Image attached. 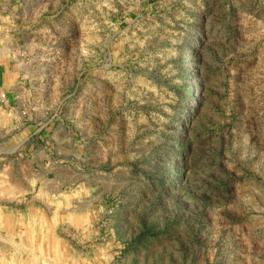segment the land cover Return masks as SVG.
Masks as SVG:
<instances>
[{
  "label": "rangeland",
  "instance_id": "1",
  "mask_svg": "<svg viewBox=\"0 0 264 264\" xmlns=\"http://www.w3.org/2000/svg\"><path fill=\"white\" fill-rule=\"evenodd\" d=\"M1 94L0 264H264V0H0Z\"/></svg>",
  "mask_w": 264,
  "mask_h": 264
},
{
  "label": "crops",
  "instance_id": "2",
  "mask_svg": "<svg viewBox=\"0 0 264 264\" xmlns=\"http://www.w3.org/2000/svg\"><path fill=\"white\" fill-rule=\"evenodd\" d=\"M28 39V38H26ZM27 44H29V46H31V48L37 49V50H42V48H44L42 45H40V43H36L35 41L32 42H28ZM26 44V45H27ZM44 58L41 57H35L34 59H32V62H36V64H38L40 62V60H43ZM33 65V64H31ZM36 69H38V66H35ZM35 69V70H36ZM41 69V68H40ZM5 76V77H4ZM57 75L54 74H49V75H44L43 72L41 71H37L36 73H32V72H27L26 74L20 75L17 74L16 77H12L13 80H15L16 82H22L23 85H19V86H14V88L11 87V89L16 92L17 90L20 91V95L21 98H28L31 96V92L29 91V89H26L27 86H30L31 83H35V93L34 95L37 97L39 96V98H41L42 104L41 107L45 108V106H43V100L45 98H49L50 97V93H60V89H54V86H48L45 84V82H56L59 81V77H56ZM2 79L5 80V78L8 80V75L3 74ZM21 83V84H22ZM4 84V81L2 83V85ZM8 87V85H7ZM23 89V90H21ZM30 93V96H29ZM29 106V105H28ZM28 127L27 128H23L20 131H17L14 133V135L12 134V136H9L10 138L8 139L7 143L9 145H14V146H20L24 143V141L27 138L28 135ZM12 145V146H13Z\"/></svg>",
  "mask_w": 264,
  "mask_h": 264
},
{
  "label": "built area",
  "instance_id": "3",
  "mask_svg": "<svg viewBox=\"0 0 264 264\" xmlns=\"http://www.w3.org/2000/svg\"><path fill=\"white\" fill-rule=\"evenodd\" d=\"M0 97H1L2 99H4V98H5V95H4V94H1Z\"/></svg>",
  "mask_w": 264,
  "mask_h": 264
}]
</instances>
